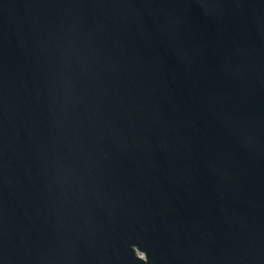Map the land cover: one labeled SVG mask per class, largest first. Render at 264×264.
Returning a JSON list of instances; mask_svg holds the SVG:
<instances>
[{
    "label": "water",
    "instance_id": "1",
    "mask_svg": "<svg viewBox=\"0 0 264 264\" xmlns=\"http://www.w3.org/2000/svg\"><path fill=\"white\" fill-rule=\"evenodd\" d=\"M0 264H264V0H0Z\"/></svg>",
    "mask_w": 264,
    "mask_h": 264
}]
</instances>
